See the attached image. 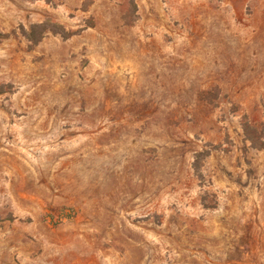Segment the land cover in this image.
Wrapping results in <instances>:
<instances>
[{
	"label": "rangeland",
	"instance_id": "obj_1",
	"mask_svg": "<svg viewBox=\"0 0 264 264\" xmlns=\"http://www.w3.org/2000/svg\"><path fill=\"white\" fill-rule=\"evenodd\" d=\"M0 264H264V0H0Z\"/></svg>",
	"mask_w": 264,
	"mask_h": 264
}]
</instances>
